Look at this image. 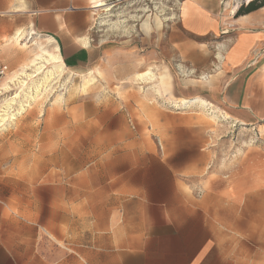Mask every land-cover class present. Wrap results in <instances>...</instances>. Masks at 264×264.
Returning <instances> with one entry per match:
<instances>
[{
  "label": "crops",
  "instance_id": "0c3cea01",
  "mask_svg": "<svg viewBox=\"0 0 264 264\" xmlns=\"http://www.w3.org/2000/svg\"><path fill=\"white\" fill-rule=\"evenodd\" d=\"M221 1L186 0V10L161 34L156 61L164 67L186 64L202 73L217 62L218 73L211 84L181 86L176 93L181 99L199 98L212 104L215 111L210 113L224 114L229 128L254 126L264 117V6L228 22L230 35L212 43L220 33ZM91 5L92 0H0V52L17 54L26 38L50 44L63 66L72 71L106 60L107 49L92 38ZM18 34L21 38L15 41ZM17 59L20 64L27 57L20 54ZM17 59L5 61L12 66ZM191 107L207 114L197 104ZM150 110L173 121L163 125L168 134L163 155L166 152L168 157L152 151L125 155L122 172L105 192V200L113 196L114 203L107 206L108 217L88 219L84 212L82 218L65 222V238L57 235L67 246L66 263L91 258L89 264H107L100 259L111 257L112 264H204V259L209 264H244L234 261V242L239 239L232 228L245 221L246 264H264V202L254 200L264 192V148L246 147L237 163L217 162L205 175L195 176L209 158L205 149L213 139L209 135L226 136L228 127L223 122L196 123L188 114L166 113L159 106ZM184 151L194 152V160L174 164L173 155ZM246 169L257 173L263 184L246 186ZM44 242L35 237L31 249L38 264H48ZM0 264H16L1 244Z\"/></svg>",
  "mask_w": 264,
  "mask_h": 264
},
{
  "label": "rangeland",
  "instance_id": "374dc122",
  "mask_svg": "<svg viewBox=\"0 0 264 264\" xmlns=\"http://www.w3.org/2000/svg\"><path fill=\"white\" fill-rule=\"evenodd\" d=\"M100 1L104 7L97 10L92 9V0L91 33L94 42L107 49L106 60L79 71L64 67L65 72L50 92L30 102L15 120L0 128V244L10 251L16 264H38L31 257V249L39 236L47 243L48 264H67L66 243L57 235L65 238V222L82 218L84 212L88 219L108 217L107 206L114 203L113 196L111 201L107 196L105 200V192L122 172L125 155H148L152 151L168 157L166 152L163 155V142L168 139L163 125L173 121L165 114L159 117L151 113L152 106L166 113L188 114L196 123L204 121L214 126V122H223L228 127L226 136L209 135L213 138L205 147L209 158L201 171L194 172L195 176L200 172V176L205 175L217 162H236L239 155L246 154V147L264 148V117L254 126L234 124L229 128L224 114L210 113L212 105L204 109L207 114L199 113L196 107H174L180 100H190L181 99L177 89L195 83L211 84L218 73L217 62L202 73L186 64L164 67L156 61L160 58L157 47L162 33L186 10V0ZM115 22L120 23L111 25ZM229 35L217 33L212 43ZM39 46L45 44L24 38L17 54L1 51L0 62L9 68L7 76L28 66ZM209 47L216 53L214 46ZM20 54L27 60L21 59L19 64ZM9 57L17 59L12 66L5 61ZM148 69L156 77L167 72L171 78L168 85L138 80L136 75ZM12 92L3 94L0 103ZM194 154L177 153L173 155L174 164L194 160ZM244 177L248 187L263 184L261 177L249 169ZM255 196L254 200L264 202V192ZM109 212L113 218V211ZM239 223L232 228L240 240L234 242V261L246 264V222ZM76 260V264L91 262V258ZM100 260L114 262L111 257ZM204 264H209V259H204Z\"/></svg>",
  "mask_w": 264,
  "mask_h": 264
},
{
  "label": "bare ground",
  "instance_id": "6f19581e",
  "mask_svg": "<svg viewBox=\"0 0 264 264\" xmlns=\"http://www.w3.org/2000/svg\"><path fill=\"white\" fill-rule=\"evenodd\" d=\"M93 4H94V7H92V9L95 8L98 10V9L104 7V3L100 0H95V2ZM228 6H229V3H227L225 5V8H227ZM228 12L234 13V7H230ZM156 22H157V20H156ZM117 23L119 24L120 22L111 23V25L117 26ZM107 24H104V25H107ZM121 29H120V31H121ZM111 30L113 31V29H111ZM19 38H21V37L18 34L15 36L14 39L16 41ZM220 58L221 57H219V59ZM64 72H65V68L63 66V63H62L60 57L57 54H55L53 51H51L50 44H46L45 46H39L38 47V53L32 57L28 66L23 67L22 70L18 73H11L8 76L6 75L0 81V97H2L3 94L5 95V93L7 94V93L12 92L14 90L12 92V94L4 97L1 100V103H0V128H2L4 125H7L8 121L15 120V117L18 116L19 114H21L22 112H24L25 108L29 106L30 102H33L35 99H37L39 96L45 94L46 92H48V91L50 92L51 86L54 84V82L56 80L59 79V77L62 76V74ZM96 74L99 75V72L96 71ZM136 76H137V79L142 81V82H153V81L157 80L159 85H162L164 87L166 85H168V83L170 82V79H171L170 75L167 72L163 73L160 77H156V75L152 72L151 69H148L145 72H142L141 74H138ZM202 80H206L205 77H202ZM71 82H72V80H71ZM63 85L64 84H62V86ZM56 86H58V85H56ZM60 99H61V97H60ZM57 100L55 102H57ZM196 104L199 108H203V109L205 108L206 109V107H207V104L202 102L199 98H194V99H190V100H180L179 108L187 109V108H189L193 105H196ZM14 106H16L15 109L12 108ZM174 107L177 108L178 106L176 104H174ZM179 108H177V109H179ZM211 117H212V115H211ZM69 174L70 173H68V175Z\"/></svg>",
  "mask_w": 264,
  "mask_h": 264
},
{
  "label": "built area",
  "instance_id": "2783aa9c",
  "mask_svg": "<svg viewBox=\"0 0 264 264\" xmlns=\"http://www.w3.org/2000/svg\"><path fill=\"white\" fill-rule=\"evenodd\" d=\"M252 0H223L221 1V7L218 14L219 22L221 24L220 34H228L231 31V26L226 23L227 20H233L236 11L242 7L247 6ZM229 3V6L225 8V5ZM230 7H234V13L228 12ZM262 55V52L254 54L252 60L249 62L248 66L252 65L255 60ZM9 68L7 65L0 62V81L7 75Z\"/></svg>",
  "mask_w": 264,
  "mask_h": 264
},
{
  "label": "trees",
  "instance_id": "16d2710c",
  "mask_svg": "<svg viewBox=\"0 0 264 264\" xmlns=\"http://www.w3.org/2000/svg\"><path fill=\"white\" fill-rule=\"evenodd\" d=\"M264 6V0H252L247 6L240 7L235 15L234 18L236 19L239 16L249 14L251 12H254Z\"/></svg>",
  "mask_w": 264,
  "mask_h": 264
}]
</instances>
